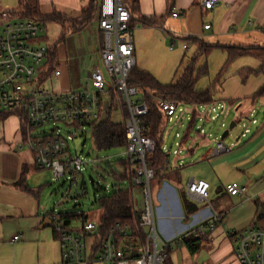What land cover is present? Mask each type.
<instances>
[{"label": "built area", "instance_id": "2783aa9c", "mask_svg": "<svg viewBox=\"0 0 264 264\" xmlns=\"http://www.w3.org/2000/svg\"><path fill=\"white\" fill-rule=\"evenodd\" d=\"M219 3L220 0H203L202 6L205 10H213ZM13 11H0V112L18 118L23 138L21 143L26 144L34 155L36 166L40 170L52 171L56 180L68 176L73 187L86 163L71 154L69 143L61 136L57 125L78 129L100 122L105 116L106 96L111 95L112 90L107 89V79L100 67L91 73L80 91L57 93L46 88L48 80H56L62 73L50 64V47L40 43L43 25L30 18L15 17ZM179 16L180 13H173L174 18ZM131 18L123 0H101L97 12L102 37L100 58L128 112L124 161L132 171L130 186L141 189L143 209L139 228L147 230L145 241L140 235L132 236L129 227L119 225L99 242L98 223L88 222L85 231L82 228L74 230L65 226L58 213L52 212L53 231L60 244L63 264H92L96 261L103 264H167L174 250V246L163 242L156 231L152 192L156 174L146 161L147 154L156 150V143L146 136L141 126L148 106L142 100L141 92L128 83L136 66ZM137 96L141 97L134 99ZM158 104L168 121L176 116L178 105L175 102L159 100ZM252 124L257 122L252 120ZM46 126L52 129L46 131ZM243 127L242 137L245 138L250 130L245 125ZM235 146L217 141L215 154L230 153ZM180 153L175 151V155ZM206 188L202 182L191 181L188 192L198 201L208 202ZM225 190L230 196H241L247 187L233 182L226 185ZM219 219L214 214L194 234L203 236L214 231ZM228 235L234 240V258L238 264H264V219ZM89 238L91 247L87 244ZM18 240V236L14 237L13 242ZM95 247L97 252L94 254Z\"/></svg>", "mask_w": 264, "mask_h": 264}, {"label": "crops", "instance_id": "0c3cea01", "mask_svg": "<svg viewBox=\"0 0 264 264\" xmlns=\"http://www.w3.org/2000/svg\"><path fill=\"white\" fill-rule=\"evenodd\" d=\"M202 2L136 0L134 4L129 1L131 9H134L133 24L136 27L135 69L149 72L146 70L147 63L157 65V59L168 41L167 34L172 42L180 39L184 49L188 48V44L197 48V43L219 47H264V0H220L213 10H205ZM56 12L68 16L64 12ZM174 12L180 13V16L174 18ZM143 19L160 22V25L144 26ZM206 26L210 29H205ZM57 58L59 65V53ZM90 76L91 73L89 79ZM61 78L63 88L53 87V90L57 93L71 92L67 75L62 73L52 82L56 83ZM263 135L264 130L255 134L241 149L242 155L240 150L234 153L235 149L227 153L229 155H216L215 151V155H201L193 160L189 171L184 169L183 162L173 165L169 161L167 172L155 179L156 231L163 242L174 246L170 264H183L185 256L195 258L204 248H209L210 260L214 264H238L234 258L236 246L228 234L252 226L259 217L260 205L257 201L252 202L251 198L256 199L262 194L264 187L256 186L251 179L252 175L260 173L252 164L264 156ZM22 140L16 116L9 115L0 121V264H63L50 213L41 203L42 191L47 186L44 179L49 172L36 166L34 155L26 144L22 145ZM228 165L241 171L247 169L249 180L244 186L248 190L254 185L251 198L245 196L247 191L241 196H230L226 192V185L238 183L236 179L223 177L224 168ZM191 181L206 185L208 202L198 201L189 194ZM188 204L194 212L187 211ZM214 214L220 217L216 228L206 234L202 249L197 254H191L181 240L194 234ZM48 221H51V226L45 227ZM142 230L147 233V230ZM17 236L19 240L13 242ZM91 246L92 240L88 244V247Z\"/></svg>", "mask_w": 264, "mask_h": 264}, {"label": "rangeland", "instance_id": "374dc122", "mask_svg": "<svg viewBox=\"0 0 264 264\" xmlns=\"http://www.w3.org/2000/svg\"><path fill=\"white\" fill-rule=\"evenodd\" d=\"M39 1L41 13L51 14L61 11L75 19L83 16V10L89 3L88 0ZM100 2L101 0H94V20L89 23L86 29L62 36L63 27L61 25L46 23L43 25L44 31L41 34L40 43L55 48L57 55L60 54V64H57L56 68L64 76H68L71 92L82 90L88 82L89 73L100 67L107 79V89L112 90V95L106 96L107 106L111 101L115 105L112 119L115 123H122L125 120L121 105L123 100L117 94L113 81L103 68L100 58L102 37L96 20ZM16 9H18V0L0 1V11ZM132 28L136 29L134 26ZM167 37V44L157 59V65H152L153 63L149 62L146 65V70H150L149 72L157 78L155 79L163 85L176 84L188 64L196 59L195 89L199 91L210 89L213 103L207 106L179 104L176 116L171 121L166 119L164 122L163 152L169 155V161L173 165L183 162L184 169L189 171L193 160H197L201 155H215L216 142L222 141L223 133L229 129L232 122L236 123V127L229 131V136L226 137L224 143L228 146L235 144L234 153H238L239 150L241 152V149L249 143L255 134L264 130V99L254 103L255 95L264 86V73L249 75V71H259L262 66L261 61L255 56H244L231 62L228 60L227 52L222 49H216L209 55L199 56L194 45L188 44V48L184 49L180 39L172 42L169 34ZM62 54L63 57H61ZM59 80V83L48 80L45 84L46 88H63L64 81L62 78ZM139 97L141 96L134 99ZM253 110L255 112L252 115ZM194 112L199 115L192 123ZM252 120H255L257 124H252ZM243 125L250 130V134L245 138L242 137L245 132ZM57 128L60 130L61 136L68 141L71 154L81 157L86 165L78 176L77 184L73 187L68 176L56 180L53 172L47 170L49 174L44 179L47 186L42 191L41 203L47 213H85L89 217V222L99 223L102 211L97 208L96 200L110 195L119 186L118 181L111 175L110 167L121 168V161L125 160V148L99 150L94 142L93 128L90 126L76 129L58 124ZM51 129V126L45 127L46 131ZM200 130H203V133ZM177 135L179 136L177 137ZM262 138L264 140V135ZM175 151L181 153L175 155ZM248 151L249 148L246 152ZM252 165L260 173L252 175L251 180L256 186L264 187V156ZM120 170L123 171L122 168ZM50 172L52 173L50 174ZM248 175L247 169L241 171L231 165L226 166L223 171V177L230 180L236 179L241 186H244L249 180ZM239 178L242 179L239 180ZM124 183L122 182L123 186H128L127 183ZM253 186L247 190L246 197L253 196L251 192ZM83 190L84 195H81ZM152 192L155 200V181L152 182ZM132 198L135 211H142L143 198L139 187L133 189ZM251 200L259 203L260 217L264 214V191L256 199L252 197ZM81 227V222L75 220L71 228L79 230ZM90 243L91 239L89 238L88 244L90 245ZM208 249L204 248L195 258L185 256L183 264H196V262L214 264L210 260ZM92 264L103 263L96 261Z\"/></svg>", "mask_w": 264, "mask_h": 264}, {"label": "trees", "instance_id": "16d2710c", "mask_svg": "<svg viewBox=\"0 0 264 264\" xmlns=\"http://www.w3.org/2000/svg\"><path fill=\"white\" fill-rule=\"evenodd\" d=\"M126 7L129 9L131 14V26L133 27V14L134 9H131L129 1L134 4L136 0H123ZM87 7L83 10V16L80 19H72L64 14L53 12L49 15H44L40 11L39 0H18V9L14 10L12 15L19 18H30L40 22L42 25L46 23H55L63 27V35L74 34L81 32L86 29L90 22L94 20L95 4L94 0H88ZM144 26H159L160 22H156L150 19H143ZM193 40V39H191ZM196 44L197 42L193 40ZM198 55H209L216 49H222L227 52L228 60L233 62L244 56H255L257 57L262 66L259 71H249L250 74H261L264 73V47H219L207 45L204 43H197ZM51 60L50 64L53 67L57 66V50L50 48ZM196 59H194L185 68L183 75L176 84L163 85L158 82L154 76L149 72L140 71L133 69L131 72L128 83L130 87L137 88L142 94V100L146 102L148 106V113L141 120V126L146 136L155 140L156 150L153 153L147 154L146 161L148 167L155 171L156 178L163 173H166L169 168V155L163 152V125L166 120L164 113L161 111L158 101L168 100L179 104H190V105H211L213 103V96L210 89L207 90H196V80L194 78L196 67ZM112 95V94H111ZM264 99V86L258 91L254 97V103L258 100ZM123 117L125 118L122 123H115L113 121V111L115 105L113 101L108 104L105 111L104 118L98 122L92 124L90 127L93 128L94 142L99 150H111L115 148H125L126 137H125V123L128 119V112L123 103L121 102ZM198 113L194 112L192 123L198 117ZM9 114L0 112V121L5 120ZM193 125V124H192ZM185 141V140H184ZM122 168L123 171L120 169ZM121 168H111L112 177L118 181L119 186L110 195L102 197L96 200V206L102 211V216L98 223L97 235L99 236L98 241L104 240L116 226L129 227L131 235H140L141 239L145 241V233L142 228H139L140 224V213L135 211L134 202L132 198V191L134 187L130 186V177H132V171L129 164L125 161H121ZM122 182L127 183L128 186H123ZM124 183V184H125ZM189 213L195 210L191 208L190 204L187 206ZM50 218L52 213L49 214ZM61 220L65 226L72 227L75 220H78L82 224V230L85 231V227L89 222V217L85 213H59ZM264 219L263 215L257 218L256 222H260ZM57 238L56 234L54 233ZM206 236H197L195 234L184 237L181 242L184 244L191 254H197L204 243L206 242ZM97 252V247L93 248V253ZM167 264H170L168 259Z\"/></svg>", "mask_w": 264, "mask_h": 264}, {"label": "water", "instance_id": "95a60500", "mask_svg": "<svg viewBox=\"0 0 264 264\" xmlns=\"http://www.w3.org/2000/svg\"><path fill=\"white\" fill-rule=\"evenodd\" d=\"M235 127H236V123H235V122H232V123L230 124L229 129L223 133V135H222V137H221V140L224 141V140L226 139V137L229 136V131L232 130V129H234ZM44 226H45V227H46V226H49V227H50V226H51V221H48V224H47V225H44Z\"/></svg>", "mask_w": 264, "mask_h": 264}]
</instances>
